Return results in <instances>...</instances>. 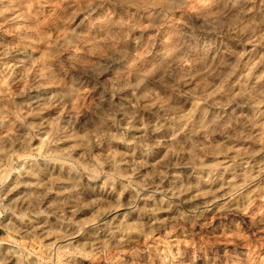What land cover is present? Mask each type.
I'll use <instances>...</instances> for the list:
<instances>
[{
    "label": "clouds",
    "instance_id": "obj_1",
    "mask_svg": "<svg viewBox=\"0 0 264 264\" xmlns=\"http://www.w3.org/2000/svg\"><path fill=\"white\" fill-rule=\"evenodd\" d=\"M0 264H264V0H0Z\"/></svg>",
    "mask_w": 264,
    "mask_h": 264
}]
</instances>
